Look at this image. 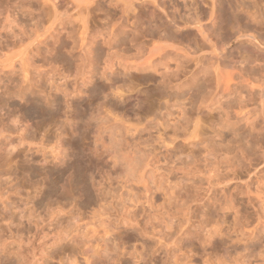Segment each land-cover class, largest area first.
<instances>
[{
  "label": "rangeland",
  "instance_id": "obj_1",
  "mask_svg": "<svg viewBox=\"0 0 264 264\" xmlns=\"http://www.w3.org/2000/svg\"><path fill=\"white\" fill-rule=\"evenodd\" d=\"M116 1L0 0V264H264V0Z\"/></svg>",
  "mask_w": 264,
  "mask_h": 264
},
{
  "label": "bare ground",
  "instance_id": "obj_2",
  "mask_svg": "<svg viewBox=\"0 0 264 264\" xmlns=\"http://www.w3.org/2000/svg\"><path fill=\"white\" fill-rule=\"evenodd\" d=\"M118 1H122L121 3L123 4V8H122V10L124 11L125 9H128V7H129V2H128V0H117L116 2H118ZM118 4V3H117ZM212 16V15H211ZM199 22V21H198ZM201 22H199L198 23V28H200L201 27V24H200ZM250 36H252V37H254V38H256L255 37V35L254 34H250ZM253 42V41H252ZM154 50V51H153ZM161 51V49H160V47L157 45V46H154L153 47V49L151 50V52H150V55L149 56H147L146 58H144V59H142L141 60V62H138L137 63V65L139 64V66H143V65H145V66H150V65H152L153 64V60H154V56H156L157 54H159V52ZM22 56V55H21ZM25 57L26 56H23V57H21L20 58V60H21V63L22 64H24L25 63ZM10 62H9V65H5V66H12L13 67V63H14V59L11 61L10 59H8ZM19 60V61H20ZM111 64V63H110ZM113 67V65H110V68H112ZM151 67V66H150ZM94 233V232H93Z\"/></svg>",
  "mask_w": 264,
  "mask_h": 264
}]
</instances>
